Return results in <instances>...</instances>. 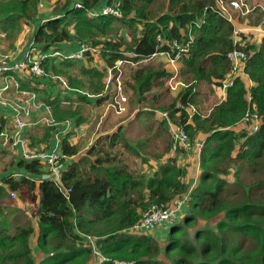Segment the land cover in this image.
<instances>
[{
	"label": "trees",
	"instance_id": "trees-1",
	"mask_svg": "<svg viewBox=\"0 0 264 264\" xmlns=\"http://www.w3.org/2000/svg\"><path fill=\"white\" fill-rule=\"evenodd\" d=\"M38 1L0 0V31L8 42L1 51L10 54L23 35L22 24L33 30L25 53L30 46L71 53L84 42L87 57L100 52L106 71L120 60L131 63L124 82L128 85L125 106L138 107L129 122L101 137L96 152L93 145L87 156L66 161L60 184L43 177L48 166L41 160L25 159L11 151L10 141L3 142L1 132L10 124L0 113V152L8 150L14 157L0 173V264H89L94 247L108 258L100 264H116V260L264 264V34L252 30L249 41L241 46L248 56L246 76L234 78L225 97L215 95L204 108V99L216 94L232 67L227 52L233 47L234 27L221 14L217 0H64L59 8L55 4L50 13L42 14ZM105 6L118 13H102ZM174 39L187 44L188 51L176 59L183 86L172 96L167 81L173 70L162 65L155 68L148 63L152 60L143 59L155 51H171ZM53 59H44L43 66L48 75L65 80L64 97L47 94L55 83L45 77L43 84V78H33L28 67L21 70L25 75L17 77L16 89L37 94L56 123L48 129V137L46 128L39 132L43 124L24 128L31 149L42 145L49 149L55 132L70 121L69 115L75 124L82 122L78 110L65 105L77 98L87 103L107 98L102 65L93 67L81 60L73 73L67 68H76L73 62L78 59L58 63ZM138 60L145 64L133 65L142 63ZM71 75L87 76V82ZM109 90L112 103L115 90ZM253 111L261 119L259 129L251 130L248 123L235 129ZM179 129L187 134V148H174L173 134ZM195 142L200 173L193 184L192 177L187 180L186 163L177 158L191 151ZM59 150L67 158L79 148L65 136ZM24 186L29 191L37 189L38 196L37 203L26 210L16 206L11 195ZM66 189L70 190L65 193ZM182 197L187 209L166 233L133 228L152 206L168 207ZM28 215H33L32 222ZM192 217L194 224L199 217L208 222L194 230L193 239L185 226Z\"/></svg>",
	"mask_w": 264,
	"mask_h": 264
},
{
	"label": "rangeland",
	"instance_id": "rangeland-1",
	"mask_svg": "<svg viewBox=\"0 0 264 264\" xmlns=\"http://www.w3.org/2000/svg\"><path fill=\"white\" fill-rule=\"evenodd\" d=\"M249 1L253 5H255V8L258 6L256 8V11L253 13V11H254L253 10L252 13H250L251 15H248V16L239 14L240 15L239 17H235V21H230L234 27L233 31L237 27L241 28L246 23L248 25V28H255L256 30L261 29V31L259 32V34L261 36L262 34H264V0H249ZM63 2H64V0H39L38 1V11L40 12V14L44 13L45 11H48L50 13V11L55 7V4L57 5V8H59ZM225 7H226L227 11H229L232 15L236 14V11L234 9H232L228 5V3L225 4ZM99 9L100 8H98L96 10V12H98ZM21 29H22V31L24 30L23 34L25 32V36L24 35H23L24 37L22 36L23 40H21L22 41L21 45L27 46L29 43V38L31 37L33 30H31V27L30 28L27 26L24 27L23 24L21 25ZM119 31L121 32V29ZM122 31L123 32H121V33H123V35L126 36V38H128L127 32H125L124 29ZM118 35H121V34H118ZM232 35H233V32L231 34V38H232ZM19 38H18V40H19ZM246 38H248V35L245 36V39ZM7 44H8V42L6 44H4L3 46H7ZM1 50L2 49H0V57H5L7 54L2 52ZM125 54H129V56H130L131 53L126 52ZM1 59H3V58H0V60ZM151 60H150L151 62H148V63H151L155 68H158L160 65H162L168 69H174V75H176L178 72V65H176V67H175L174 66L175 63H172L170 61L165 63V62H162L158 59H151ZM83 61L85 64H88V65L93 66V67H96V66L98 67L100 64L102 66H99V68H103V70L106 67L103 59L101 58V54L99 51H96V52L93 51V55L87 57V59H85ZM43 62H44V60H42V66H43ZM58 62H59V59H56V63H58ZM80 62H81V60H74L73 65H75L76 68L68 67L67 69H69L73 73H75L76 71H78V67L80 65L78 63H80ZM138 62H142V61L138 60ZM135 64L137 65V64H145V63L144 62L134 63L133 65H135ZM131 66H132L131 63L128 60L127 61L120 60V61L116 62L115 66H114V67H116L115 69L118 71L117 74L118 73L120 74V75H116L114 78H116V77L120 78L124 95L127 94V87H128V85L124 82L125 81L127 82L129 79V77L127 76L128 75L127 69L130 70ZM109 67L112 69L111 75H113L114 74L113 73L114 67L113 66H109ZM240 70L241 69H237L236 72L241 73ZM24 71L19 72L20 76L25 75L26 72H24ZM105 72L106 73H105L103 79L104 78L106 79V77L108 75L106 69H105ZM15 73H16V71H10V72L4 73L2 75H9L8 78H10V76L14 75ZM174 75H173L174 78L169 79L167 81V84H171V85L175 86L176 81L180 80V78L177 77V75L176 76H174ZM71 76H74L76 78H81L85 82H87V76H83V75H71ZM33 78L38 79V77H33ZM50 78L55 83V85L51 86L50 88H47L48 91L55 90L52 94H57L58 97L59 96L64 97L63 94H65V93H63V91L65 89L62 87V83L65 80H63L60 77H57L56 75H50ZM56 79L58 80V83H59L58 85H56V83H57ZM10 81H13V80H10ZM44 82H45V78H43V80H42L43 84H44ZM4 83H6V82L4 81ZM167 84L165 82V86H167ZM14 85H16V84H12L11 82L9 83V81H8V88L6 90H4L3 93L7 94L11 88L15 87ZM181 87H182V85L177 84L175 89H171V91L173 93L172 94L170 92L171 95L173 96L175 93H177L181 89ZM112 88H114V87H112ZM83 90H86V88H83ZM48 91L46 93L50 94ZM105 91H106V93H103V94L107 95L106 96L107 98H106V100H103L102 102H96L95 101L94 103H87V102L82 101L79 98H77L76 100H74L73 104L65 105V107L66 106H70L72 108L75 107L78 110L79 117L82 119V122H80L79 124H75V118L71 117L69 115V117H66V119H69L70 121H68L66 126L65 125L61 126L63 129L65 127L66 128L64 129V132H62V135L58 136V140L61 141L62 137L68 136V140L70 142L76 144L79 148L78 153L76 155H74L72 157H67L66 159L64 158L63 159L64 163L66 162V160L69 163V162H73V161H78L83 156H87V150L90 149L93 145L95 147V152H96V150L101 145V137L102 136L110 135L120 124H122V123L126 124L127 122H129L134 117V114L137 111L138 105H133L132 109L130 107H128V105H127V109L124 111V113L122 112L123 114L122 113H121V115L116 114L115 111L112 109L111 104H109L112 101V100H110L111 96H112V91L109 89H107ZM215 92H216V94H214V95H213V93H210L211 96L208 98H205L204 103L202 101L204 108L209 107L210 106L209 102H212V100L216 96L221 97L220 88H217V90H215ZM71 95H73V97L77 96L75 93L74 94L71 93ZM70 99L71 98H69L67 100L71 101ZM248 99L250 100V98H248ZM41 100L46 101L49 99L44 98ZM2 101L6 102L10 106H14L17 104H24L26 108H28L30 111H33L34 114H33V116H31L30 120L28 117V125H30L31 123H32V125L34 123L43 124V126L39 129V132L41 134L46 128L47 137L49 136L48 129L51 128L50 126L52 124H56L52 118L48 117V114L51 113V111H49L50 109H48L47 112L45 109H42V105H40V104H43V103L40 102V99L38 98L37 94H34V92L11 91L9 94L0 97V102H2ZM60 105H63V104H60ZM39 109H42V110H39ZM34 117H36V121L32 120ZM26 120L27 119L25 118V121ZM8 122L10 124V129L4 130V132H6V133L10 132L13 129V123L10 122L9 120H8ZM71 126H72V129H71ZM135 131H133L132 133H134ZM130 135H129V137H131ZM4 137H6V136H4ZM4 137L1 136V139L3 140V142L6 141V139ZM54 137H56V133L54 134ZM196 142L194 143V145L192 147L193 149L191 151H188L187 153H183L180 155L181 157L177 158L178 160L186 163L185 166H187V168H188L187 169V171H188L187 180L190 177H194L195 175H199V173H200V166L198 167L199 163L196 161L198 159V148H196L197 147ZM38 148L42 149V151H45V145L39 146ZM0 149H1V147H0ZM11 151L13 153H16V152H14L13 149H11ZM89 157L91 160L94 159L93 154L89 155ZM11 159H14V157H12V153L9 152L8 150L3 154H2V151L0 152V173L7 170L6 168H8L9 162ZM162 161L164 162V159ZM86 168H87V166H86ZM0 175H2V174H0ZM196 183H197V179H195V184ZM37 200H38L37 189H34L33 191H31V190L29 191L27 186L22 187L21 191L18 193H15V196L12 197V201L15 203V205L24 209V210L30 209V207L32 205L37 203ZM13 202H12V204H13ZM186 209L184 207H180V209L177 211L176 215L180 216L181 213ZM174 211H176V210H174ZM31 217H33V215L32 216L28 215V219H30L32 222ZM193 219L194 218L192 217L188 221L189 223L185 224L187 231L189 232V235H191L190 236L191 239H193V232L196 228H201V227H204L206 224H208V222L204 218L199 217L197 219L198 221L196 224H194ZM217 219L218 218L214 219V221H216ZM34 220H35V222L33 224L37 225V221L35 218H33V221ZM214 221H211V222L213 223ZM211 222H209V223L211 224ZM172 223H173V220H171V221L163 220L161 222H156L152 227H150L149 229H146V232L156 234L158 232L163 231L166 233L165 230L169 229V226ZM191 225H193V226L190 227ZM116 261H129V260H116Z\"/></svg>",
	"mask_w": 264,
	"mask_h": 264
},
{
	"label": "built area",
	"instance_id": "built-area-1",
	"mask_svg": "<svg viewBox=\"0 0 264 264\" xmlns=\"http://www.w3.org/2000/svg\"><path fill=\"white\" fill-rule=\"evenodd\" d=\"M217 3L219 5L221 14L227 17L229 21H235V17H239L240 16L239 14L248 16L250 15L249 13H252V11L253 10L255 11L256 8L258 7L257 6L255 8V5H253L249 0H217ZM226 3H228V5L236 11L235 15H232L229 11H227L225 7ZM101 10L102 13H113V14L118 13L111 6H107V7L105 6ZM252 30H255V28H248V25L246 23L241 28L237 27L234 29L232 35L233 47L230 51L227 52V58L231 63L232 67L230 72L228 73L227 78L222 81V84L219 87L221 90H225L226 87L230 86L234 78L239 76L240 78L241 77L243 78L244 76H246L245 63L248 56L247 53L241 48V46H243L246 42L249 41L250 32ZM247 35L248 38L245 39V36ZM172 43H173V47L171 51L169 50L155 51L150 56L144 58L143 61H148L151 59H158L165 63L170 61L172 63H175L174 66L176 67V65H178V63L176 62L177 57H179V55L181 54H187L188 47L187 44H183L179 42L177 39H174ZM79 44L80 47L76 51H73L71 53H65V51L62 49L54 50L50 52H43L36 46H30L28 48V51H26V53L24 54L23 59L13 61V58L9 57L8 55H6L5 57H0L3 58L0 60V76L9 71H21L25 67H28L29 72L32 73L33 77L49 78L50 75H48L46 69L42 66V60L46 59L47 57H54L57 59L85 60L87 59L88 56L85 54V51L88 49V45L84 42H79ZM172 52H174V54H172ZM237 69H241L240 70L241 73H237L236 72ZM172 70H173V74L169 79L174 78L173 77L174 69ZM107 73L108 75L105 82L106 83L105 90L114 87L115 90L114 99L113 102L110 104L113 107V110L117 114H121L126 110V106H125L126 96L123 93L120 78L119 77L113 78L114 76L111 75L112 69L110 67L107 68ZM117 75L120 74L118 73ZM16 82L14 83L16 84L14 85L15 90H17ZM177 84L183 86L181 80H177L175 86L171 84H169V86L171 89H175ZM7 88H8V84L0 85V97L4 96L3 91L6 90ZM2 102L6 103L4 101ZM11 108L13 113V117H12L13 129L8 133L2 131L1 136L3 137L6 136L7 138L6 137L4 138L6 139V141H10V148L17 153L18 151H20L19 154L25 159H38L41 160L44 163V165L48 166L46 167L47 170L45 174H43L44 178H49L59 182L61 177V169L65 165V163L63 162L65 156L62 155L61 151L59 150V147H55L51 150L45 149V151H42V149H37V148H32V149L29 148L27 145V137L23 133V130L26 126H28V117L30 116V110L26 108L24 104H17L12 106ZM191 110L195 111V108L192 107ZM25 118L27 119L26 121ZM244 118H245L244 121H242L235 129L243 127L244 125H246V123H248L249 128L253 131L259 129L261 119L257 113H255L254 111L251 113H247ZM64 129H61L60 131L56 132L57 139L59 135H62ZM173 136H174V148L177 146L186 147V148L190 146V142L188 140L187 134L183 129H179L178 131H175ZM59 142L60 141L58 140V143ZM68 191L69 190L66 189L65 193H67ZM11 195L13 197L15 196L14 193H11ZM185 200H186L185 197L176 198L174 199L172 204L168 207L164 205L152 206L150 210H148L147 213H145L141 223L139 225L138 224L135 225L133 228L138 230L141 229L146 230L152 227L156 222H161L163 220H169V221L176 220L178 217V215H176L177 211L180 209V207H183ZM93 253L96 262L98 264L107 260V257L102 255L101 252L95 247L93 248ZM114 262L116 264H133L132 261H114Z\"/></svg>",
	"mask_w": 264,
	"mask_h": 264
},
{
	"label": "crops",
	"instance_id": "crops-1",
	"mask_svg": "<svg viewBox=\"0 0 264 264\" xmlns=\"http://www.w3.org/2000/svg\"><path fill=\"white\" fill-rule=\"evenodd\" d=\"M251 15V14H250ZM256 30V29H255ZM257 32H260L261 31V29H259V30H256ZM24 36H25V32H24V34H23ZM22 35V36H23ZM22 36L19 38V40L17 39L15 42H14V47H13V49L11 50V52H10V54H8V56L9 57H12L13 58V61H16V60H20V59H22L23 58V55H24V53H25V50H26V45H21L22 43V41L21 40H23V38H22ZM23 36V37H24ZM2 38V39H1ZM6 43V41H5V39H4V35H3V33L0 31V49H3V48H5L6 46H3L4 44ZM71 49H76V46H71ZM63 50V49H62ZM53 62H56V60H52ZM49 64V63H48ZM18 76H20V73L19 72H17V73H15L14 75H11L10 76V78H8L9 77V75H1L0 76V85H4V84H8V81H9V83L11 82L12 84H14L16 81H17V77ZM7 80V81H6ZM10 80H13V81H10ZM39 80V79H38ZM4 81L6 82V83H4ZM17 83V82H16ZM250 84H252V83H250ZM38 85L39 86H42L43 84H39L38 83ZM46 87V86H45ZM219 88V87H218ZM217 90V89H216ZM221 90V89H220ZM11 91H17V92H19V90H15V88L13 89V88H11L9 91H8V93L7 94H9ZM55 90H50V91H48L49 93H53ZM7 94H5V93H3V95H7ZM225 97V90H221V99H223ZM12 106H10V105H8L7 103H3V102H0V113H3V116L4 117H7V119H6V122L7 123H9L8 122V120L10 121V122H12V108H11ZM42 109H44L43 107H42ZM42 109H39V110H42ZM12 113V114H11ZM33 114H34V112L33 111H30V116H29V120L31 119V116H33ZM31 125V124H30ZM26 133V132H25ZM56 133V132H55ZM26 136H27V134H26ZM54 137V136H53ZM199 141V140H198ZM201 141V140H200ZM7 142V141H6ZM5 142V143H6ZM3 145H4V143H3ZM51 146L49 147V149L48 148H46L45 147V149L46 150H51V149H53V148H55V147H58L59 146V143H58V139H57V137H54L53 138V140L51 141V144H50ZM10 147V146H9ZM37 149H39L38 147H36ZM197 162H198V159L196 160ZM198 178V175H195L194 177H192V179H191V182L193 183V184H195V179H197ZM94 261H95V256L93 255V258L91 259V261H90V263L89 264H94Z\"/></svg>",
	"mask_w": 264,
	"mask_h": 264
},
{
	"label": "clouds",
	"instance_id": "clouds-1",
	"mask_svg": "<svg viewBox=\"0 0 264 264\" xmlns=\"http://www.w3.org/2000/svg\"><path fill=\"white\" fill-rule=\"evenodd\" d=\"M57 59V58H56ZM60 143V142H59ZM59 147V146H58ZM19 153V152H18ZM62 153V152H61ZM62 155H63V153H62ZM61 174H62V172H61ZM60 182H61V177H60V180H59V184H60ZM68 190H70V189H68ZM130 261V260H129Z\"/></svg>",
	"mask_w": 264,
	"mask_h": 264
}]
</instances>
